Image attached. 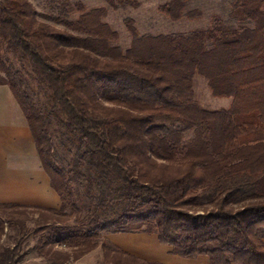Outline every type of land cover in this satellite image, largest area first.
<instances>
[{
    "label": "trees",
    "instance_id": "obj_1",
    "mask_svg": "<svg viewBox=\"0 0 264 264\" xmlns=\"http://www.w3.org/2000/svg\"><path fill=\"white\" fill-rule=\"evenodd\" d=\"M49 1L56 13L0 0V85L19 104L61 203H0V238L11 231L0 264L22 262L28 238L40 264L97 247L99 264H162L102 238L134 232L156 234L185 259L264 264V0H232L238 25L214 15L188 32L140 34L126 19L125 48L104 6ZM188 4L164 0L158 10L199 18ZM195 75L229 106L202 107Z\"/></svg>",
    "mask_w": 264,
    "mask_h": 264
},
{
    "label": "crops",
    "instance_id": "obj_2",
    "mask_svg": "<svg viewBox=\"0 0 264 264\" xmlns=\"http://www.w3.org/2000/svg\"><path fill=\"white\" fill-rule=\"evenodd\" d=\"M0 203L42 208H58L61 203L41 166L23 112L7 85H0ZM102 238L115 247L150 262L209 264V259L203 255L185 259L172 254L171 247L161 244L153 233H103ZM100 258L101 251L97 247L66 264H99Z\"/></svg>",
    "mask_w": 264,
    "mask_h": 264
},
{
    "label": "rangeland",
    "instance_id": "obj_3",
    "mask_svg": "<svg viewBox=\"0 0 264 264\" xmlns=\"http://www.w3.org/2000/svg\"><path fill=\"white\" fill-rule=\"evenodd\" d=\"M71 2H82L86 7L94 8L104 6L107 10V14L104 17V21L107 22L110 27L118 32L119 39L118 44L125 48L128 46L131 35L126 28V19H131L138 33H177L188 32L194 29H206L210 26L211 17L218 15L222 17L227 23L232 25H238L239 22L233 20L230 15V4L232 0H189V8H198L202 15L199 18L189 19L182 17L179 20H171L164 16L158 10V5L163 3L164 0H137L138 6H126V7H112L106 0H70ZM33 6L40 14L56 13L54 4L56 1L49 0H30ZM53 2V3H52ZM53 4V5H52ZM41 19H44L40 16ZM54 23L53 21H50ZM57 27H61L59 23H55ZM194 95L197 102L206 109H220L229 106L231 98L224 96H215L212 94L207 81L195 75L193 77ZM31 225V222H29ZM5 234H11V231L7 228L4 229ZM4 235L0 238V245L6 244L8 239ZM33 241L28 238L24 246L27 250V254L23 263L21 264H40V259L36 255L34 249H32Z\"/></svg>",
    "mask_w": 264,
    "mask_h": 264
}]
</instances>
